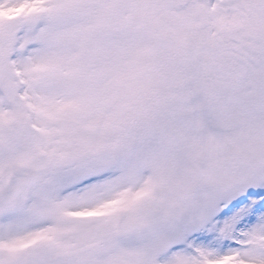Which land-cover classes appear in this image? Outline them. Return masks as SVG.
Returning a JSON list of instances; mask_svg holds the SVG:
<instances>
[{"label":"snow or ice","instance_id":"1","mask_svg":"<svg viewBox=\"0 0 264 264\" xmlns=\"http://www.w3.org/2000/svg\"><path fill=\"white\" fill-rule=\"evenodd\" d=\"M0 264H264V0H0Z\"/></svg>","mask_w":264,"mask_h":264}]
</instances>
